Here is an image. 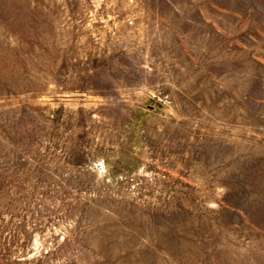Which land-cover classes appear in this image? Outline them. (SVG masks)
<instances>
[{
    "label": "rangeland",
    "instance_id": "374dc122",
    "mask_svg": "<svg viewBox=\"0 0 264 264\" xmlns=\"http://www.w3.org/2000/svg\"><path fill=\"white\" fill-rule=\"evenodd\" d=\"M0 264H264V0H0Z\"/></svg>",
    "mask_w": 264,
    "mask_h": 264
}]
</instances>
